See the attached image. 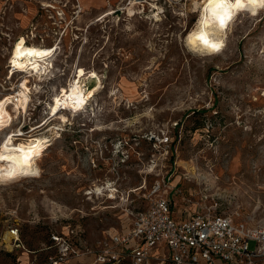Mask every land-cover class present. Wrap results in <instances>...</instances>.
I'll use <instances>...</instances> for the list:
<instances>
[{
  "label": "rangeland",
  "instance_id": "obj_1",
  "mask_svg": "<svg viewBox=\"0 0 264 264\" xmlns=\"http://www.w3.org/2000/svg\"><path fill=\"white\" fill-rule=\"evenodd\" d=\"M131 1L0 0V99L19 104L15 89L31 97L0 124V144L49 120L79 71L85 89L99 88L84 109L59 107L53 132H36L51 140L41 176L0 182V264H50L53 235L72 230L73 243L96 246L157 197L186 216L264 223V9L241 14L220 52L198 56L187 39L203 0ZM18 42L57 46L53 67L11 77ZM6 232L16 233L13 248Z\"/></svg>",
  "mask_w": 264,
  "mask_h": 264
},
{
  "label": "built area",
  "instance_id": "obj_2",
  "mask_svg": "<svg viewBox=\"0 0 264 264\" xmlns=\"http://www.w3.org/2000/svg\"><path fill=\"white\" fill-rule=\"evenodd\" d=\"M13 64L10 75L18 73ZM160 190L158 186L155 192ZM216 205H218L216 203ZM174 202L157 197L132 214L127 231L88 246L73 243L77 232L53 235L56 253L50 264H65L73 257L91 256L93 264H262L264 263V223H252L227 213L195 211L180 220ZM255 242V248H250ZM166 248L168 256L157 255Z\"/></svg>",
  "mask_w": 264,
  "mask_h": 264
},
{
  "label": "bare ground",
  "instance_id": "obj_3",
  "mask_svg": "<svg viewBox=\"0 0 264 264\" xmlns=\"http://www.w3.org/2000/svg\"><path fill=\"white\" fill-rule=\"evenodd\" d=\"M145 1L146 0H132L131 5L135 6L137 4H143ZM242 2L245 4V7L242 9L231 7L227 9V12L230 14V18H226L225 26L221 27L219 17L225 16L226 13L224 7L218 6L221 4V0H203L200 4L197 27L189 34V36H191L194 32L198 34H201L202 32L205 37L211 36L216 40H220L222 41L221 51L225 47V36L227 31L232 28L234 22L241 14L257 16L264 9V7L248 3V0H242ZM226 3L228 5L234 4L235 0H226ZM130 11L132 12L133 10ZM57 49V46L47 48L18 42L14 45L10 63L18 69L17 72L34 71L36 73H46L49 68L53 67V63L51 61ZM13 75L14 74H12L11 77H13ZM84 78L86 79L88 77H86L82 71H79L70 81L69 85L55 95L53 100L55 107L52 109L53 113L51 114V118L49 120L43 124L35 126L28 133V135H26L23 131H13L2 140L0 144V177L4 176L7 172L14 171L15 173L12 178L5 181L6 183L19 178L41 176L42 171L38 164V158L40 159L46 149L50 146L51 140H49L45 135L39 136L41 133L37 135L36 132L39 130L44 131L46 128H48V131L56 129V127H53L51 123L60 117V112L58 111L59 107L60 109L71 108L72 110H81L86 107L92 97L99 92V88L85 89L83 87ZM12 95L15 97V101H18L19 104L14 101L11 102L9 98L3 100L0 99L1 125L9 123L13 118H17L18 115H21V109H25L31 101V97L24 89H15L14 94ZM57 101H59V103ZM80 101H83L82 106ZM10 104L13 105V112L16 113V116H12L8 109ZM62 118L63 122L67 121L66 117ZM37 170L38 175H33L32 173ZM96 190L99 193L102 189L97 188ZM14 237H16V233H5L3 241L6 243L8 248H13L12 239ZM1 244L2 243L0 242V245Z\"/></svg>",
  "mask_w": 264,
  "mask_h": 264
},
{
  "label": "clouds",
  "instance_id": "obj_4",
  "mask_svg": "<svg viewBox=\"0 0 264 264\" xmlns=\"http://www.w3.org/2000/svg\"><path fill=\"white\" fill-rule=\"evenodd\" d=\"M212 45H219V48H214ZM222 47V41L216 40L213 37H205L194 32L187 39V48L194 55L198 56H210L218 53ZM33 175H38V170L32 173ZM8 178L6 175L0 178V182L7 181Z\"/></svg>",
  "mask_w": 264,
  "mask_h": 264
},
{
  "label": "snow or ice",
  "instance_id": "obj_5",
  "mask_svg": "<svg viewBox=\"0 0 264 264\" xmlns=\"http://www.w3.org/2000/svg\"><path fill=\"white\" fill-rule=\"evenodd\" d=\"M248 3L253 4V5H258L260 7H264V0H248ZM220 7H224L226 10L225 16H221L219 17V23L221 27H224L226 24V18H230V14L227 12L228 8H238V9H242L245 7V4L242 2V0H235L234 4L228 5L226 3V0H221V4L218 5ZM206 23V21H205ZM201 36H203V33L201 32L200 34ZM214 48H219V45H212ZM59 103V101H57ZM83 101H80V104L82 106ZM14 171L11 172H7L5 173V175L7 176L8 179L12 178L14 176ZM2 178V177H0Z\"/></svg>",
  "mask_w": 264,
  "mask_h": 264
},
{
  "label": "crops",
  "instance_id": "obj_6",
  "mask_svg": "<svg viewBox=\"0 0 264 264\" xmlns=\"http://www.w3.org/2000/svg\"><path fill=\"white\" fill-rule=\"evenodd\" d=\"M174 211V215L180 219V220H183V219H186V218H189L190 216L193 215V213H189L188 216H186V214H184L183 212L179 211V212H176L175 209H173ZM196 211V210H195ZM130 226V225H129ZM129 226L124 230V231H127ZM123 231V232H124ZM157 255L160 256V257H167L168 256V251L166 250V248H160L158 249V252H157ZM93 258V257H92ZM93 261H94V258H93ZM157 264H166V262L164 260L162 261H159ZM264 264V263H262Z\"/></svg>",
  "mask_w": 264,
  "mask_h": 264
}]
</instances>
